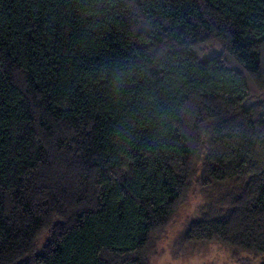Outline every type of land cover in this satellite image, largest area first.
<instances>
[{
	"label": "trees",
	"instance_id": "16d2710c",
	"mask_svg": "<svg viewBox=\"0 0 264 264\" xmlns=\"http://www.w3.org/2000/svg\"><path fill=\"white\" fill-rule=\"evenodd\" d=\"M264 264V0H0V264Z\"/></svg>",
	"mask_w": 264,
	"mask_h": 264
},
{
	"label": "rangeland",
	"instance_id": "374dc122",
	"mask_svg": "<svg viewBox=\"0 0 264 264\" xmlns=\"http://www.w3.org/2000/svg\"><path fill=\"white\" fill-rule=\"evenodd\" d=\"M207 199L203 191L193 189L159 240L158 254L151 264H241V260L232 258L229 251L218 243L184 241L188 223L200 216Z\"/></svg>",
	"mask_w": 264,
	"mask_h": 264
}]
</instances>
